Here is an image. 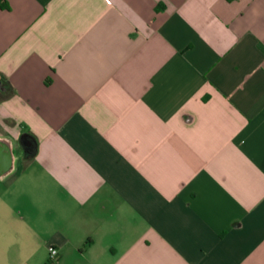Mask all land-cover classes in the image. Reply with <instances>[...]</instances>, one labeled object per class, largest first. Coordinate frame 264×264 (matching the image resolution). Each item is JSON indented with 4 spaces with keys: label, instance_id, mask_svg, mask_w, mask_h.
I'll return each mask as SVG.
<instances>
[{
    "label": "crops",
    "instance_id": "0c3cea01",
    "mask_svg": "<svg viewBox=\"0 0 264 264\" xmlns=\"http://www.w3.org/2000/svg\"><path fill=\"white\" fill-rule=\"evenodd\" d=\"M5 2L0 264H264V0Z\"/></svg>",
    "mask_w": 264,
    "mask_h": 264
},
{
    "label": "built area",
    "instance_id": "2783aa9c",
    "mask_svg": "<svg viewBox=\"0 0 264 264\" xmlns=\"http://www.w3.org/2000/svg\"><path fill=\"white\" fill-rule=\"evenodd\" d=\"M47 251H48V263L52 264V263L56 262L57 255H58V251H57L56 247L49 245L47 247Z\"/></svg>",
    "mask_w": 264,
    "mask_h": 264
},
{
    "label": "water",
    "instance_id": "95a60500",
    "mask_svg": "<svg viewBox=\"0 0 264 264\" xmlns=\"http://www.w3.org/2000/svg\"><path fill=\"white\" fill-rule=\"evenodd\" d=\"M29 143H30V142L27 140L26 143H24V144L26 145V144H29ZM9 155H10V153H9ZM1 161H2V162H1ZM3 162H5L6 165L8 164L7 157L4 156V155H3L2 157H0V163H3ZM6 165H5V166H6ZM5 166H4V168H5ZM2 167H3V166L0 165V169H3Z\"/></svg>",
    "mask_w": 264,
    "mask_h": 264
},
{
    "label": "trees",
    "instance_id": "16d2710c",
    "mask_svg": "<svg viewBox=\"0 0 264 264\" xmlns=\"http://www.w3.org/2000/svg\"><path fill=\"white\" fill-rule=\"evenodd\" d=\"M0 8H2V9L7 8V4H6L5 0H0Z\"/></svg>",
    "mask_w": 264,
    "mask_h": 264
},
{
    "label": "flooded vegetation",
    "instance_id": "af4514ba",
    "mask_svg": "<svg viewBox=\"0 0 264 264\" xmlns=\"http://www.w3.org/2000/svg\"><path fill=\"white\" fill-rule=\"evenodd\" d=\"M21 142H22V144H24V142H25V139H24V138H22ZM24 148H25L26 150H28V149H30L31 147H27V146H25V145H24Z\"/></svg>",
    "mask_w": 264,
    "mask_h": 264
}]
</instances>
